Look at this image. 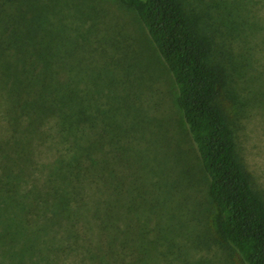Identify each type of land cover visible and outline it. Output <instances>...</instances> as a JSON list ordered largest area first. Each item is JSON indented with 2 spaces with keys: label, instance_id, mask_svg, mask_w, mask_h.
I'll return each instance as SVG.
<instances>
[{
  "label": "trees",
  "instance_id": "trees-1",
  "mask_svg": "<svg viewBox=\"0 0 264 264\" xmlns=\"http://www.w3.org/2000/svg\"><path fill=\"white\" fill-rule=\"evenodd\" d=\"M124 1L172 75L222 236L244 264H264V202L238 157L206 42L181 0ZM106 18L99 0H0V264H193L156 248L141 190L118 171L132 147L115 74L137 62L101 36ZM92 39L112 71L84 54Z\"/></svg>",
  "mask_w": 264,
  "mask_h": 264
},
{
  "label": "rangeland",
  "instance_id": "rangeland-1",
  "mask_svg": "<svg viewBox=\"0 0 264 264\" xmlns=\"http://www.w3.org/2000/svg\"><path fill=\"white\" fill-rule=\"evenodd\" d=\"M181 2L209 48L210 63L221 72L219 104L234 129L240 162L264 202V0ZM99 4L108 14L101 36L108 34L127 47L126 63L131 57L138 64L128 74H115L126 83L117 85L120 105L126 106L118 120L132 147L117 168L126 182L141 190L136 200L147 236L158 242L159 251L166 252L168 246L172 262L180 258L193 264H244L219 230L209 179L179 109L172 75L124 0H99ZM98 46L92 39L84 54L87 50L96 54L92 63L96 71L103 65L112 71ZM108 56L116 58L113 51ZM88 89L93 91V86ZM106 106L102 98L98 107L106 110Z\"/></svg>",
  "mask_w": 264,
  "mask_h": 264
}]
</instances>
